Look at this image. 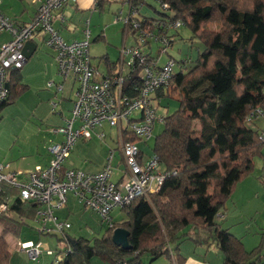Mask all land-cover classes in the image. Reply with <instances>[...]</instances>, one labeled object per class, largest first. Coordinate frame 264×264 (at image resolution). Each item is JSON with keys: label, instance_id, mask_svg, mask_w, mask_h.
Instances as JSON below:
<instances>
[{"label": "trees", "instance_id": "1", "mask_svg": "<svg viewBox=\"0 0 264 264\" xmlns=\"http://www.w3.org/2000/svg\"><path fill=\"white\" fill-rule=\"evenodd\" d=\"M148 1L96 0L95 9L118 4L122 6L118 16L121 11L128 15L131 6L136 8L133 20L144 26L163 25L171 48L175 42L171 31L176 30L167 32L166 26L181 22L203 45L196 60L176 59L169 86L157 92L162 102L176 97L180 103L170 117L169 109L162 106L165 128L153 152L168 176L159 191L117 209L126 219L117 221L113 216L114 229L105 225L108 233L101 240L91 243L81 238L72 244L68 235L58 238L67 240L68 246L57 251L54 264H90L96 257L106 264H140L146 254L152 260L174 256L177 264H184L180 253L184 241L216 245L224 264H259L261 251L245 250L242 241L220 227L216 218L239 183L253 173L255 158L263 155L264 125L258 126L251 116L264 112V0H154L163 9L160 18L143 16L142 11L151 6ZM134 30L131 26L125 31L134 38ZM151 44L149 55L157 58L160 44ZM106 63L110 68L116 64L107 57ZM23 68L9 71V95L0 102V110L17 98ZM131 77L124 85L127 95L141 86L139 74ZM124 134L137 141L125 130ZM0 201L8 206L0 214V264H10L6 238L21 232L26 221L34 218L37 205L22 201L18 190L7 184L2 185ZM119 228L130 232V250L113 243L114 230Z\"/></svg>", "mask_w": 264, "mask_h": 264}, {"label": "built area", "instance_id": "2", "mask_svg": "<svg viewBox=\"0 0 264 264\" xmlns=\"http://www.w3.org/2000/svg\"><path fill=\"white\" fill-rule=\"evenodd\" d=\"M147 2L148 0H142ZM160 1V0H159ZM77 0H33L36 7L34 18L28 23L17 22L1 11L3 1L0 0V35L10 34V40L0 45V102L9 95V71L21 69L27 63L25 46L38 35L44 43L54 51L57 74L61 82H49L48 88L56 87V94L63 92L67 81L73 77L74 104L70 115L64 117L63 126L56 133L63 135V140L50 146V163L46 168L38 167L32 171H12L9 165L0 164V194L2 185L7 184L18 190L19 198L37 205L33 218L37 226V235L67 236L72 224L58 215V211L67 207L69 197L73 196L86 209L98 213L101 222L114 229L113 213L138 198L148 196L161 189L166 174L156 155L151 154L144 159V151L137 141L125 138L124 130L136 140L148 141L156 123H162L164 114L162 99L158 93L166 89L173 77L177 61L167 55L171 48L170 40L163 31V25L155 22L154 26H144L142 22L133 20L137 9L129 7L128 15L122 11L117 20L133 27L134 43L123 44L121 54L114 68L102 73L93 66L91 59V22L87 19L83 31L84 38L68 42L60 35L57 23L67 21L63 10ZM131 25V26H130ZM181 22L167 24L166 31L177 30ZM133 37V36H132ZM158 43V57H151V43ZM162 55L169 60L160 64ZM139 74L141 86L134 93L127 95L124 85L131 75ZM56 109L60 106L53 102ZM263 116L261 110L251 118ZM108 126L118 133L117 147L112 149L109 164L98 173H87L77 168L65 166L71 153L79 141H90L97 136L106 140L107 134L97 129ZM264 142V133L261 135ZM119 150L126 167L118 180L113 181L112 172L115 151ZM8 208L0 201V214ZM30 221V220H28ZM27 222L26 225L29 224ZM67 241V240H66ZM40 240L21 242L20 248L33 262H39L43 255ZM53 252L48 251L52 256ZM263 264V263H260Z\"/></svg>", "mask_w": 264, "mask_h": 264}, {"label": "rangeland", "instance_id": "3", "mask_svg": "<svg viewBox=\"0 0 264 264\" xmlns=\"http://www.w3.org/2000/svg\"><path fill=\"white\" fill-rule=\"evenodd\" d=\"M3 4L1 6L2 12L12 20H18L19 22L26 21L30 18V15L35 9L33 0H2ZM146 8L142 11L143 16H148L152 18H160L161 13L163 14V9L160 7L156 1L149 0ZM75 5L74 3L69 4ZM121 5L106 3L102 9H96V11L86 13L84 18H79L77 20V26L75 32L80 34V30L85 29L84 25L87 19L91 22V41L97 36L103 34L105 40H100L98 42L91 44V55L93 59V66L99 67V71L106 73L107 63L106 57L110 59L113 63L117 62L121 54V49L123 44L126 43L127 46H131L134 43L132 35L129 33L127 40L125 41V30L127 29L123 21L117 20V14L121 10ZM126 12V8H124ZM66 15V14H65ZM211 29L218 28V25H211ZM77 28V27H76ZM74 32V33H75ZM64 34L66 32H63ZM171 35L175 36V42L173 48H169L170 56L177 60H182L188 56H191L194 60L198 58V48L203 49V45L198 39H193V33L189 25L183 24V26L176 30L171 31ZM7 33L0 35V44L8 40ZM10 36V34H9ZM10 40V39H9ZM194 43V48L191 50V43ZM39 50L36 54L27 61L25 67L22 70L23 80L18 84L17 98L14 102L8 104L2 110H0V164H9L12 168L21 171H32L36 170L39 165L45 163L49 158L50 146L60 143L63 140V136L60 134H55L54 130H57L61 126L60 116H58V110L61 106L56 109L53 107L52 103H58L59 99L62 98V94L66 95L68 93V88L71 87L74 78H70V83H68V88L59 92L58 96L54 95L57 91L55 89H50L47 87V83L50 81H55L57 83L61 82V79L57 75L56 61L53 59V55L46 45L39 42ZM157 54V49L154 51V56ZM105 58H102L104 57ZM101 58V59H100ZM169 60V56L162 55L160 63L164 64ZM55 62V63H54ZM29 86V88L24 87ZM66 96H70L69 94ZM179 100L176 97H167L163 100L162 106L169 109L168 116L174 114L180 107ZM255 123L258 126L264 125V117H257ZM250 127H255L254 124H250ZM199 124L197 123V129ZM165 125L162 123H156L153 134L151 138L146 140H137L136 143L140 146V149L144 151V159H148L154 152V146L156 139L164 131ZM105 131L107 134L106 140H100L97 136L93 137L92 140L84 143V150H80L83 153L80 160H87L88 162L98 165L109 164L110 152L112 149L117 147L116 142H118V133L115 129L104 126V128L97 129L98 131ZM62 139V140H61ZM61 140V141H60ZM104 148H106L104 150ZM79 151L74 148L72 151L73 155L76 157L81 156ZM114 161H112L113 181L118 180L122 172L126 167L123 160V156L119 150L115 151ZM51 158V156H50ZM264 157L255 158V171L252 178H259L261 172H264ZM46 167L45 164H43ZM103 169V168H102ZM101 169V170H102ZM257 177V178H256ZM253 180V179H252ZM261 180V179H260ZM258 181L262 184L263 192L258 198H261L259 212H256L253 216L246 218L247 226L246 230L248 233V238L256 237L258 241H263L264 243V181ZM61 220H68L72 224V229L67 231V235L71 237L72 240L85 239L93 243L95 239H100L107 235V228L102 224L98 213L93 210L86 209L82 203L76 201L70 196V201L64 209L58 212ZM114 218L117 221L126 219V215L121 216L119 211L113 213ZM30 219L28 225H24L21 228V232L17 235H12L9 237L8 241L10 245L8 246L11 252L10 264H54V261L58 257L56 255L57 251H64L67 248L68 242L66 240H59L61 234L58 236L50 235H37V226ZM1 228V227H0ZM190 230V229H189ZM187 230L186 232H189ZM1 231V230H0ZM32 240L38 242L40 240L41 250L43 255L40 257L39 262L30 263L25 259V256L20 255L15 247V242L20 246L21 242H27ZM185 247L188 246L187 241H184ZM14 245V248H13ZM181 245V246H182ZM216 251V245L213 247ZM214 250V251H215ZM264 253V247L261 249ZM48 251H52L53 254L48 255ZM25 254V252H24ZM220 254V253H219ZM147 257V254L144 256ZM93 263L104 264L99 258H94Z\"/></svg>", "mask_w": 264, "mask_h": 264}, {"label": "crops", "instance_id": "4", "mask_svg": "<svg viewBox=\"0 0 264 264\" xmlns=\"http://www.w3.org/2000/svg\"><path fill=\"white\" fill-rule=\"evenodd\" d=\"M74 4L75 5L66 6L63 10V14L64 15L66 14L65 17H66L67 21L64 22V24H61V23L56 24V27L60 30V33H61L60 35H62L64 37V39L68 42H72L75 40H81L84 38V35H83L84 29L80 30V32H79L80 34H77V32H75L76 29L79 28L78 27L79 25L77 26L76 22H77V20H79V18H84L86 13L96 11V9H95L96 8V5H95L96 0H77V2ZM35 11H36V7H35L34 11H32L33 13L30 15V18L26 21L21 20V23L24 24V23L30 22L35 16ZM84 28H85V25H84ZM90 29H91V26H90ZM63 32H66V33L64 34ZM124 34H125L124 39L126 41L128 36H129V33H127V31H125ZM7 35H8L7 37L9 38V34H7ZM99 37H100V35L97 36L95 39H93L92 43L98 42L100 40H105V37H100V38ZM97 38H99V39L97 41H95ZM8 40H6V41H8ZM6 41H4V42H6ZM31 42H33V44H37L38 48H39V42L41 44L46 45L43 41L42 36H40V35L35 37L33 39V41H31ZM38 48H37L36 52L39 50ZM46 48H48L47 45H46ZM49 50L51 51V54L53 55V59H54V51L51 50L50 48H49ZM36 52H35V54H36ZM90 53H91V51H90ZM32 57H31V59H32ZM91 57H92V55H91ZM102 58H105V56ZM109 62H111L110 59H109ZM56 69H57V67H56ZM109 69H110V67L107 64V69H106L107 72L106 73L109 72L108 71ZM53 82H55V81H53ZM55 83H57V82H55ZM68 83H70V79L65 84L64 91L68 88V85H67ZM47 87H48V85H47ZM28 88H29V86H28ZM50 89H55V87L50 88ZM68 89L69 90H68V93L66 95L69 94L70 96L64 95L65 94V92H64V94H62V98H60L58 100V101H60V106H61V108L58 109V110H60V111H58V116H60L59 121L61 123V126H63V124H64V122H63L64 117H67L70 115V111L72 110L71 108H73V104H74V97H73L74 87H73L72 83H71V87H69ZM54 95L55 96L57 95L56 92L54 93ZM54 133L59 134V133H56V130H54ZM60 135H62V134H60ZM83 142L86 143V141H83ZM84 143L79 141L76 145H74L75 146L74 148H76V150L79 151V153H80V150L85 149ZM105 149L106 148H104V150ZM262 151H263V155L260 156L261 158L264 157V150H262ZM80 154H81V156H77V157H76V155L75 156L73 155V157H72V154H71V156H70L69 160L67 161V163L65 164V166L68 168H70V167L71 168H77V169H80V170L85 171L87 173H98V172L102 171L101 169L104 168L105 165L94 166V164L88 162L86 159L80 160L79 157H82L83 153H80ZM49 163H50V155H49V158L47 159V161L45 163H42L39 166L42 168H46L49 165ZM43 164H45L46 167H44ZM6 165H9V164H6ZM9 167H10V169L12 168L10 165H9ZM255 167H254V171H255ZM11 170L12 171H18L15 169L14 170L11 169ZM254 171H253V173H254ZM253 173L251 175H253ZM251 175L246 176V178H244L243 181H241L239 183V185L235 188L236 189L235 193L232 195L231 199L227 201L226 208L221 213H219L218 217L216 218V221L218 224H220V227L229 229L237 238H239L242 241V243L245 247V250H247V251H249V250L250 251L260 250L261 251L260 252V254H261L260 262L264 264V253H262V250H261L264 247L263 241H261V242L258 241L256 237L248 238L249 236H248V233L246 230V226H247L246 218H249L250 216H253L254 214H256V212H259L258 209L260 207V202H261L260 199L261 198H258L257 196H260V194L263 192V189L261 188L263 186L258 181L260 179L264 181V172H261V174L259 175V178L256 177L258 179V181H256L255 178H252L253 176H251ZM72 198L75 199L73 196H72ZM69 201H70V197H69ZM60 211H58V212H60ZM0 230H1L0 234H2V227L0 228ZM9 237H13V236L11 234H8V236L6 238L8 244L10 245V243L8 241ZM187 243H188L187 244L188 246L185 247V243L181 246V252H180V253H182V255L185 258L184 264H224V257L222 255V253L218 250L216 251L213 248L214 245H210L207 247L205 245H197L192 241H187ZM14 244H15V247L17 248V252L20 253L19 251H21L20 255H22V256L24 255L25 259L28 260V262L34 263L30 259H28V256L26 254H24V252L18 246V242H17V244H16V242ZM13 248H14V245H13ZM100 260L102 263L106 264L105 262L102 261V259H100ZM92 261L90 264H95ZM140 264H177V262L175 261L174 256L172 258L168 257V256H161L155 260H152L147 255V257L143 258V262Z\"/></svg>", "mask_w": 264, "mask_h": 264}, {"label": "water", "instance_id": "5", "mask_svg": "<svg viewBox=\"0 0 264 264\" xmlns=\"http://www.w3.org/2000/svg\"><path fill=\"white\" fill-rule=\"evenodd\" d=\"M38 48L37 44H33V42H28L25 46V54H26V59L27 61L31 59V57L35 54L36 50ZM9 88L8 86H6ZM129 236L130 232L127 230H124L122 228L115 229L113 236H112V241L116 246L121 247L123 250H130L131 245L128 243L129 241ZM72 244H74V241H71Z\"/></svg>", "mask_w": 264, "mask_h": 264}]
</instances>
